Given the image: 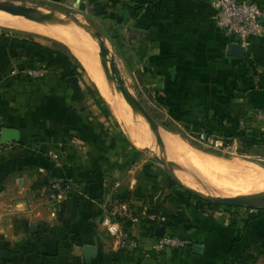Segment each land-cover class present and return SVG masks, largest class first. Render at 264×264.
I'll list each match as a JSON object with an SVG mask.
<instances>
[{"label":"crops","instance_id":"0c3cea01","mask_svg":"<svg viewBox=\"0 0 264 264\" xmlns=\"http://www.w3.org/2000/svg\"><path fill=\"white\" fill-rule=\"evenodd\" d=\"M119 3L125 29L138 32L139 70L156 79L153 100L169 120L204 134L208 127L221 135L245 124L264 129V34L232 57L229 46L238 40L216 26L212 0ZM18 32L0 28V130L18 133L0 155V264H264V215L248 219L243 206L199 203L144 154L126 166L129 149L83 101L87 91L66 54L49 39ZM31 65L47 75L28 77ZM167 144L178 156L174 145L192 148L171 135ZM64 179L72 191L53 202L44 188ZM112 196L163 221L181 214V224L162 226L189 244L156 252L161 225L147 224L145 232L138 221L128 226L138 247H121L103 225L101 206ZM84 245L94 246L95 256L87 258Z\"/></svg>","mask_w":264,"mask_h":264},{"label":"rangeland","instance_id":"374dc122","mask_svg":"<svg viewBox=\"0 0 264 264\" xmlns=\"http://www.w3.org/2000/svg\"><path fill=\"white\" fill-rule=\"evenodd\" d=\"M1 1H10L17 5L30 7L31 9L36 10L35 12L37 14L45 13L46 10L44 8L56 7L59 9L68 10L80 21L88 23L94 28H96L98 31H100L102 36L105 38V43L110 46L113 52L115 53V59L118 68L120 69L126 84L129 86L130 91L135 97H137L142 102L144 108L155 120L157 127L156 132L152 131L148 127V125L144 122L142 115L138 114L133 117L129 115L128 112L126 114L130 118V120L133 118L136 119V121L134 122L135 125H139L143 129H145V131L148 133L146 136H149L153 140L152 142L149 141L150 143L147 142L149 138L144 136L141 137L143 145L139 146L134 142L133 136L131 134L128 135L126 133L123 124L115 116L110 104L106 100L105 96L102 94V91L100 90L98 85H96L92 81L88 70L86 69L80 57L76 53L79 52L78 47L76 45L74 47V44L72 45L71 43L73 40L77 39L73 36L72 33L76 35L82 34L88 38L90 37L86 33H84L79 27H77L74 23L59 14H48L44 16L46 18L43 17V21L54 19L57 21L59 20V22L64 21L66 23V26H68L72 33H69L67 31L65 33L66 37L62 36L65 41L56 38L58 36L50 37L23 30L0 27L1 29H7L9 31H19L18 33L21 32L32 36L33 38L44 37L46 39H49V43L51 45L58 47L60 50L68 51L71 55H73L79 60V63H81V66L84 68L85 71L83 73L85 79L88 80V84L89 81H91L93 84L91 85V90H93V92L87 90L83 101L86 104L90 102V107L95 109L98 119L103 120L105 127L107 128L109 133L119 136V138H117L118 143L122 147L124 146V148L129 149V152L125 155L127 156L125 164L126 166L132 163L137 154H144L147 156L149 162H155L162 171H164L168 176H170L168 171L161 164L157 163L154 159L155 154H161L168 161L169 170L174 173V175H176V177L185 185L190 186L194 189H198L205 193L226 196H237L241 194H227L215 190L216 187H212L213 185H208L212 183L210 182L209 178H202V171H199L197 169L198 163H201L203 165H209V162L207 160L209 159L210 161L211 159H214L213 161L218 160L231 164H248V166L251 165L264 170V147L247 148L241 143V140L237 138V136H233L229 132H225V135L214 133L207 135L201 133L200 131L191 132L189 129H187L186 126H178L171 120H169L163 109L159 106V104H156V102L153 100L154 92H152V90L150 89L152 88V83L156 79L145 77L144 74L139 70L140 65L142 64L140 63V61L143 62V57L136 55L137 47L141 48L140 43L136 44V42H138V32H132L125 29L124 19H122L119 7L120 0H117L118 3H109V1L105 0H0V2ZM0 12L6 13L5 15H12L18 17L6 11ZM25 20L33 21L28 19ZM33 22L37 23V26L39 27L43 25L40 23V21ZM57 27L58 26H53L52 29L55 28V31L58 30L56 32H59V28L57 29ZM126 37L132 38V41L127 40ZM90 40L96 43L94 39L90 38ZM72 47H74L75 49ZM96 47L97 49L94 47L93 51L94 57L97 58L100 71H103H101V73H104V76L106 77V74L104 72L105 66L103 64L105 59L103 55H100L97 43ZM108 84L109 88L111 89L110 92L112 94L111 96L113 102L118 103L121 99L122 103L125 105L120 93L115 90L114 85L112 83ZM102 108L105 109L107 112H105ZM241 130L244 133L248 134H258L259 138L264 137V129L261 128L260 124L256 126H252L251 124H245L243 127H241ZM170 135L178 137L190 147L194 148V150L201 154V157H199L198 159V157L196 156V161L192 160V163L191 159H185L186 157L183 154H180L178 156L174 151H172V149L167 144V138ZM122 136L125 137L127 142L123 140ZM145 147L150 148L152 151L144 149ZM174 183L180 190H182L183 192L186 191L182 187H180L175 181ZM140 224L141 226L143 225L141 222Z\"/></svg>","mask_w":264,"mask_h":264},{"label":"bare ground","instance_id":"6f19581e","mask_svg":"<svg viewBox=\"0 0 264 264\" xmlns=\"http://www.w3.org/2000/svg\"><path fill=\"white\" fill-rule=\"evenodd\" d=\"M0 11H4V10L0 9ZM6 12H8V11H6ZM0 13H1L0 14V27H7V28H11V29L13 28V29L23 30V31H27V32H32V33L44 35V36H50V37L58 36L56 38H59L63 41H65V40L62 36L66 37L65 33L67 31L69 33H72V31L68 28V26H66V23L64 21L59 22V20L57 21L54 19H50V20H46V21H48V22H46V21H43L44 18H46V17H44L40 20V23L43 25H41V27H39V26H37V23H34L33 21H27V20H25L26 18H24L23 16H20V15L14 14V13H10V12H8V13L16 15L18 17L12 16V15L11 16L5 15L6 13H3V12H0ZM19 17H21L23 19H21ZM47 18H49V17H47ZM28 20H30V19H28ZM53 26H58L57 29L59 28V32H56L58 30L55 31V28L52 29ZM72 34L75 38H77L73 41L71 40L72 45L74 44V47H75V45L78 47L79 52H76L77 55L80 57L82 63L84 64V66L88 70L92 81L96 85H98V87L102 91V94L105 96L106 100L110 104L115 116L123 124L121 114L122 113H124L125 115L127 114V112H128L127 111V105L125 102H124L125 103V105H124L122 103L121 99H120V102H118V103L113 102V99L111 96L112 94L110 92L111 89L109 88L108 80L104 76V73L103 74L101 73L102 70L100 71V69H99V64L97 62V58L94 57L93 51H94V47L97 49L96 43L93 42L92 40H90V38H88L82 34H78V35H76L74 33H72ZM74 47H72V48H74ZM96 52H97V50H96ZM103 57L105 59L104 63H103L104 66L108 67L109 66L108 56L105 55ZM135 121H136L135 118L131 119L130 121L128 119V123L132 127V130H133V133H130V134L133 136L134 142L139 146L143 145V141L141 138L142 136L149 138L147 140L148 143L152 142L153 141L152 138H150L149 136H146L148 133L145 131V129H143L139 125H135V123H134ZM123 126H124V124H123ZM174 149L179 153V155L183 154L186 157L185 159H187V160L189 158V159H191V161L192 160L196 161L197 157H198V159H199V157H201V154L196 152V150L194 151L193 148L186 147L183 144H181L179 146L174 145ZM213 160L214 159H211L210 161H209V159L207 160L209 162L208 163L209 165H203L201 163H198L197 169L199 171H202L201 172L202 178L203 177L209 178V180L212 184H208V185H213L212 187L215 186L216 187L215 190H218V191H221V192H224L227 194L228 193L229 194H248V193L250 194V193H254L257 195H263L264 194V170L263 169H259L257 167L251 166V165L248 166V164L247 165L246 164L245 165H243V164L239 165V163L231 164V163H226V162H222V161H218V160L217 161H213ZM192 163H193V161H192ZM209 188H211V187H209ZM221 196L230 197V198L236 197V195L235 196L221 195Z\"/></svg>","mask_w":264,"mask_h":264},{"label":"built area","instance_id":"2783aa9c","mask_svg":"<svg viewBox=\"0 0 264 264\" xmlns=\"http://www.w3.org/2000/svg\"><path fill=\"white\" fill-rule=\"evenodd\" d=\"M214 9V21L216 26L227 36L237 38L238 43L246 47L250 37L264 34V6L247 0H212ZM27 76L42 77L46 70L41 67L26 68ZM9 147L8 143L0 142V155ZM72 182L69 179L54 180L45 188V195L53 202H60L67 198L72 191ZM101 208L105 215L103 225L106 231L116 237L121 247L128 246L131 249L138 247L137 237L123 228L124 222L134 224L140 219L162 221L163 217L156 214L138 213L127 199L112 196L105 200ZM250 211L256 208L249 207ZM189 244V240L177 235L164 234L156 238L153 248L156 252L165 249L180 248Z\"/></svg>","mask_w":264,"mask_h":264},{"label":"water","instance_id":"95a60500","mask_svg":"<svg viewBox=\"0 0 264 264\" xmlns=\"http://www.w3.org/2000/svg\"><path fill=\"white\" fill-rule=\"evenodd\" d=\"M0 9L4 11H8L10 13H14L20 16H23L26 19H30L33 21H40L44 16L48 14H59L64 16L67 20L74 23L77 27H79L84 33H86L90 38L94 39L97 43L100 55H107L109 66H105V74L108 80V83H112L116 91H118L124 102L127 105L128 114L131 116H136L138 114L142 115L144 122L148 125V127L156 132V123L154 118L148 113V111L142 105V102L135 97L132 92L130 91L129 86L126 84L120 69L118 68L115 53L113 52L112 48L105 43V38L102 36L100 31L96 28L91 26L88 23H84L80 21L76 16H74L70 11L59 9L56 7L53 8H44L46 10L43 14H37L35 11L30 7L21 6L14 4L10 1H1L0 2ZM34 11V12H33ZM92 29V30H91ZM245 54V49L239 43H233L229 46L228 55L232 57H242ZM121 118L124 124V128L126 133L129 135L133 133L132 127L128 123V119L130 118L128 115L126 116L124 113L121 114ZM18 138L17 130L12 128H2L0 130V142H9L15 141ZM144 149L151 150L148 147ZM152 151V150H151ZM154 159L157 163L161 164L170 174L172 179L184 190L191 193L194 196H197L203 200H207L209 202H214L218 204H225V205H233L237 207H253V208H264V194L257 195V194H241L236 197L230 198L225 197L217 194L212 193H205L198 189H194L190 186L185 185L182 183L174 173L169 170L168 161L163 155H154ZM165 234V228L163 226L159 227L155 231L156 236H162ZM203 245L202 244H194L192 249L195 253L202 252ZM85 256L87 258L93 257L96 254V248L92 245H84L83 247Z\"/></svg>","mask_w":264,"mask_h":264},{"label":"trees","instance_id":"16d2710c","mask_svg":"<svg viewBox=\"0 0 264 264\" xmlns=\"http://www.w3.org/2000/svg\"><path fill=\"white\" fill-rule=\"evenodd\" d=\"M64 54H66V59L70 62V65L72 67V70L76 73V75L79 77V79L81 80L82 84L84 85L86 91H91L93 92V90H91V85L92 82L89 81V84H88V80L85 79L84 77V68L81 66V64L78 62V60L74 57V56H69V52L68 51H64L62 50ZM58 53H61L60 51ZM68 54V55H67ZM37 67H41V68H44L46 70V73L42 76V77H38V79L40 78H43L45 75H47L48 73V70L46 67L44 66H35V65H31V66H28V68H37ZM30 77V76H28ZM32 79H37V78H33V77H30ZM96 90V89H95ZM158 102L162 105H166V102L165 100L162 101V99H160V97H158ZM103 109V108H102ZM105 112H107L105 109H103ZM230 128V127H229ZM206 133L207 134H212L214 131V129H212L211 127L208 129L206 128ZM231 135L233 136H237V138H239L241 140V143L249 148V147H261L263 148L264 147V137L263 138H259V135L258 134H248V133H244L241 129L239 130H236V129H233V130H230L228 131ZM123 137V140L125 142H127V140L125 139L124 136ZM184 193L190 197H193L195 198L197 201H199V203H202V204H205V205H208V206H211V207H216V206H224V208H233V207H237V206H233V205H225V204H218V203H214V202H209V201H204L203 199L197 197V196H194L192 195L191 193L187 192V191H184ZM248 210H249V207H248ZM156 214L158 216H161V217H164L163 214H160L158 212H154V211H150V212H147V214ZM264 215V208H256L255 211H249L247 213V217L248 219H253V218H258L260 216ZM166 218L165 220L163 221H153V220H148V219H140V222L143 224L142 227L145 228V232H147L148 230L146 229V225L147 224H154V227L155 226H177L178 224H181L183 221V218L181 217V214H178L176 216H174L173 218L170 216V215H165ZM130 225V222H124L123 223V228L126 229V230H129L128 226ZM155 230V229H154ZM158 237V236H157ZM259 253H264V247L262 249H259L258 250ZM248 254H246V256L244 257V261H247L248 259ZM227 264V263H226ZM229 264V263H228Z\"/></svg>","mask_w":264,"mask_h":264}]
</instances>
